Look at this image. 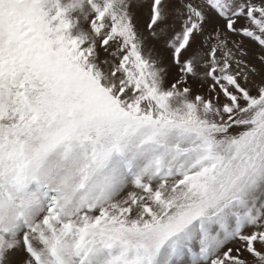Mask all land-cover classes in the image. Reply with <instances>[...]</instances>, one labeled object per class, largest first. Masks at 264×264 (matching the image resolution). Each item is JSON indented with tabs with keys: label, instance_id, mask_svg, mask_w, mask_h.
<instances>
[{
	"label": "snow or ice",
	"instance_id": "1",
	"mask_svg": "<svg viewBox=\"0 0 264 264\" xmlns=\"http://www.w3.org/2000/svg\"><path fill=\"white\" fill-rule=\"evenodd\" d=\"M0 264H264V0H0Z\"/></svg>",
	"mask_w": 264,
	"mask_h": 264
}]
</instances>
